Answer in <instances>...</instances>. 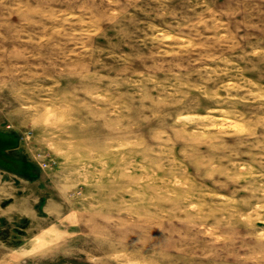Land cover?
I'll return each instance as SVG.
<instances>
[{
	"label": "rangeland",
	"instance_id": "374dc122",
	"mask_svg": "<svg viewBox=\"0 0 264 264\" xmlns=\"http://www.w3.org/2000/svg\"><path fill=\"white\" fill-rule=\"evenodd\" d=\"M0 264H264V0H0Z\"/></svg>",
	"mask_w": 264,
	"mask_h": 264
}]
</instances>
